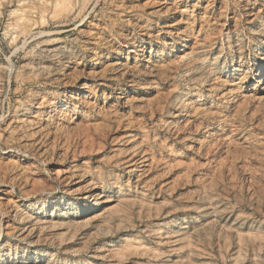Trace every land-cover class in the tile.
I'll return each mask as SVG.
<instances>
[{"label":"rangeland","instance_id":"1","mask_svg":"<svg viewBox=\"0 0 264 264\" xmlns=\"http://www.w3.org/2000/svg\"><path fill=\"white\" fill-rule=\"evenodd\" d=\"M0 264H264V0H0Z\"/></svg>","mask_w":264,"mask_h":264},{"label":"bare ground","instance_id":"2","mask_svg":"<svg viewBox=\"0 0 264 264\" xmlns=\"http://www.w3.org/2000/svg\"><path fill=\"white\" fill-rule=\"evenodd\" d=\"M91 193V192H90ZM88 198V197H87ZM89 200V199H88Z\"/></svg>","mask_w":264,"mask_h":264}]
</instances>
